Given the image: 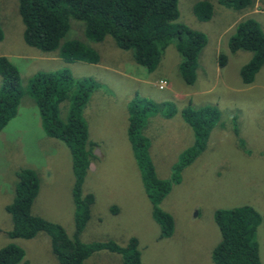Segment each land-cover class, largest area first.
<instances>
[{"label":"rangeland","instance_id":"rangeland-1","mask_svg":"<svg viewBox=\"0 0 264 264\" xmlns=\"http://www.w3.org/2000/svg\"><path fill=\"white\" fill-rule=\"evenodd\" d=\"M197 1L178 0L179 21L204 32L207 38L198 59L196 81L189 85L178 63L181 56L173 44L163 53L151 82L141 83L97 64L66 62L59 56V49L44 52L28 45L23 39L18 0H0L3 31L0 56H6L18 68L23 88L16 115L0 131V245L18 244L30 263L60 264L47 232L39 231L33 238L25 239H11L6 234L12 221L5 206L13 198L16 171L24 167L34 170L39 179L32 213L60 224L70 236L73 234L77 216L76 179L69 148L45 134L38 107L25 91L27 79L35 72L64 69L74 79L89 78L98 83L82 109L95 156L84 176L81 195L90 191L95 201L80 234L81 241L111 239L125 244L130 237H136L142 264H214L211 251L221 238L215 219L217 210L251 206L261 215L255 238L264 264V65L252 83L244 84L239 70L252 54L228 49V38L236 23L260 13L254 8L246 11L226 8L218 14L216 9L224 7L218 0H209L214 4L215 14L208 21H201L193 13ZM70 24L63 40L80 39L101 53L103 64L132 74V65L137 64L131 60L130 51L119 52L110 37L101 42L87 40L81 21L70 19ZM112 49L114 53L106 55ZM115 50L123 57H114ZM217 53L227 55L228 63L223 67L218 64ZM143 71L148 72L145 68ZM158 77L161 82L166 80L167 85L159 88L160 83L157 86L155 82ZM127 94L134 95L127 97ZM194 95L196 98H192ZM134 97L142 98L139 110L135 109L138 118L140 113L142 117L149 115L140 133L149 139V149L152 148V170L156 178L166 181L168 188L158 207L173 217V232L163 238H159L161 228L152 214L155 204L147 193L140 162L126 132L128 106L136 101ZM188 99L191 107L198 110L205 107L217 110L216 106L219 117L202 156L178 171L174 164L181 149L177 150L188 146L193 132L190 126L185 128L187 132L174 130L182 123L181 117L177 112L172 117L167 115L172 102L176 107L186 106ZM67 115L68 103L63 101L59 117L65 121ZM150 126H155V131ZM181 131L183 138L177 141L175 150L172 139ZM143 170L148 171V165ZM115 204L120 210L112 214L109 208ZM123 258L116 252L97 250L86 263L125 264Z\"/></svg>","mask_w":264,"mask_h":264},{"label":"trees","instance_id":"trees-1","mask_svg":"<svg viewBox=\"0 0 264 264\" xmlns=\"http://www.w3.org/2000/svg\"><path fill=\"white\" fill-rule=\"evenodd\" d=\"M218 3L241 11L251 7L253 0H218ZM213 9L211 1L199 0L193 6V13L199 20L208 21L213 15ZM18 13L23 23L25 43L44 52L59 49V56L66 62L96 64L101 55L97 49H92L80 39L63 40L70 30V19L83 23L87 40L101 42L110 37L119 52L130 51L134 63L148 71L158 66L165 49L173 44L181 56L179 64L187 84H192L196 79L199 54L207 41L204 32L178 21V0H18ZM2 38L0 25V41ZM228 49L231 52H251V58L241 66L239 75L244 84L252 83L264 65V31L260 23L252 17L238 21L228 38ZM119 52L115 50L114 57H123ZM226 56L224 53L218 54L217 60L221 67L227 62ZM20 83L18 68L6 56H0V131L16 115L23 91ZM97 86L95 80L74 79L64 69L54 72L37 71L27 79L25 91L38 107L45 134L64 142L69 148L76 179V225L70 236L60 224L32 213L39 179L34 170L24 167L16 171L13 198L5 206L12 221L6 234L11 239H25L33 238L39 231L47 232L52 252L60 264H87V258L97 250L116 252L124 257L125 264H142L136 237H130L125 244L111 239L88 243L80 240L95 201V196L90 191L85 192L83 197L81 195L84 176L95 156L91 151L94 145L89 140L82 109L88 102L89 94ZM133 99L136 101L128 106L126 132L140 162L147 193L155 204L152 214L161 228L159 238H163L173 232V217L158 207L168 188L166 181L156 178L150 161L149 139L140 133V128L146 124L149 115L142 117L140 113L138 118L139 114L135 109L139 110V100L142 98ZM63 101L68 103L65 121L59 117V105ZM215 108L218 110L216 106ZM217 110L210 107L198 110L191 107L190 101L181 108V116L192 128L194 139L178 155V161L174 164L178 171L190 165L204 150L219 117ZM176 111L177 107L172 102L167 116H172ZM146 165L148 171L143 170ZM179 181L176 178V183ZM109 210L112 214H117L120 208L115 204ZM215 219L221 238L211 251L214 264H261L255 238L261 221L260 213L251 206H239L218 209ZM21 261L24 264H34L24 259V250L18 244L9 242L0 245V264H17Z\"/></svg>","mask_w":264,"mask_h":264},{"label":"crops","instance_id":"crops-1","mask_svg":"<svg viewBox=\"0 0 264 264\" xmlns=\"http://www.w3.org/2000/svg\"><path fill=\"white\" fill-rule=\"evenodd\" d=\"M219 4V3H218ZM213 6H214V4H213ZM220 6H222V5H220ZM222 7H224V6H222ZM252 7V8H251ZM251 7H249V8H251V9H249V8H246L247 10H252L253 8V10H255V11H257V12H259L260 14H255V13H253L251 16H249V17H252V18H254V19H256L259 23H260V25H261V28L262 29H264V0H253V5L251 6ZM230 9V8H229ZM226 10V7H224L223 9H216V12L219 14V13H223L224 11ZM243 11H246L245 9H243ZM180 14V13H179ZM213 14H215V9H213ZM242 19V18H241ZM240 19V20H241ZM178 21H179V18H178ZM179 22H181V21H179ZM184 23V22H183ZM168 48V47H167ZM166 48V49H167ZM175 48V47H174ZM165 49V50H166ZM202 51V50H201ZM200 51V53H202ZM165 52V51H164ZM114 53V50L112 49L111 51H107V53H106V55H109L110 54V56H111V54H113ZM179 54V53H178ZM199 56H200V54H199ZM100 58H101V62H99V63H96L97 65L96 66H100V67H102V68H105L106 70H109V71H113V72H117L118 74H120V75H123V76H128V78L129 79H131V78H134L135 80H137L138 82H141V83H149V82H151V79L153 78L152 77V72L157 68V66H156V68L155 69H153L152 71H148L147 73H145L143 70H144V67H142V66H139V65H137V67H135L134 65H132V68H131V73L132 74H130V75H126L125 74V72H122V71H120L119 69H117V68H114L112 65H108V64H103L102 63V57L100 56ZM201 58H202V54H201ZM199 59V58H198ZM216 59H218V53H217V57H216ZM132 60V59H131ZM180 61H181V57H180ZM180 61L178 62V63H180ZM177 63V64H178ZM228 63V61L226 62V64ZM198 66H199V62H198ZM221 67V66H220ZM131 77V78H130ZM160 77H164V76H160ZM160 77H158L156 80H155V82L156 83H158V81H160L161 79H160ZM196 77H197V75H196ZM132 80V79H131ZM163 80V79H162ZM195 81H196V79H195ZM194 81V82H195ZM164 82L166 83L165 85H167V82H166V80H164ZM194 82L192 83V84H194ZM169 84H170V86H171V88L173 89V84H172V82L169 80ZM192 84H189V85H192ZM157 86H158V84H157ZM132 93H134V94H136L137 92L136 91H134V92H132ZM134 94H127V97H131L132 95H134ZM175 95H177V93L175 92ZM193 97H195L196 98V95H194V96H192V98ZM191 98V99H192ZM191 99H188L187 100V103H188V101H190ZM221 102H222V99H219ZM127 107V106H126ZM183 106H179V107H177V113H179V115H180V117H181V122L182 123H180V124H178V126L177 127H175V129L174 130H177V129H181V130H184V131H186L187 132V130L188 129H185V128H189L188 126V124L183 120V118H182V116H181V113H180V110H181V108H182ZM175 112V113H176ZM174 113V114H175ZM160 115V114H159ZM162 116V115H161ZM173 116V115H172ZM171 116V117H172ZM166 118H169V117H166ZM146 125V124H145ZM185 126H187V127H185ZM216 127V125L212 128V130L211 131H213L214 130V128ZM144 128H145V126H144ZM151 130H154L155 131V129H156V127L154 126H150L149 127ZM192 129V128H191ZM192 132H193V130H192ZM183 134H184V132L183 131H181V132H179V133H175V135H174V138L172 139V148H174L175 150H177L178 149V146H177V141L180 139V138H183ZM180 135H182V136H180ZM193 139H194V133H192L191 134V139H190V141H189V144H188V146H186V147H184V148H179L177 151H180V149H181V151L179 152V154L184 150V149H186L187 147H189L192 143H193ZM152 148H150L149 149V153H150V150H151ZM178 154V155H179ZM202 154L203 153H199L198 154V156L195 158V159H199L201 156H202ZM150 156H151V154H150ZM175 156H176V154H175ZM176 158V160H177V158H178V156L177 157H175ZM191 164V163H190Z\"/></svg>","mask_w":264,"mask_h":264},{"label":"built area","instance_id":"built-area-1","mask_svg":"<svg viewBox=\"0 0 264 264\" xmlns=\"http://www.w3.org/2000/svg\"><path fill=\"white\" fill-rule=\"evenodd\" d=\"M165 85V82H161L160 81V85H159V87H162V86H164Z\"/></svg>","mask_w":264,"mask_h":264},{"label":"clouds","instance_id":"clouds-1","mask_svg":"<svg viewBox=\"0 0 264 264\" xmlns=\"http://www.w3.org/2000/svg\"><path fill=\"white\" fill-rule=\"evenodd\" d=\"M161 81V80H160ZM160 81H158V83L157 84H159L160 83ZM166 84V83H165ZM165 86V85H164ZM160 88V87H159ZM211 133V132H210ZM210 135V134H209ZM209 138V137H208ZM207 142H208V140H207Z\"/></svg>","mask_w":264,"mask_h":264}]
</instances>
